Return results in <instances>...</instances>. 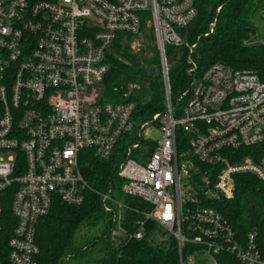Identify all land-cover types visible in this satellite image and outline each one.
I'll return each mask as SVG.
<instances>
[{
  "label": "built area",
  "instance_id": "2783aa9c",
  "mask_svg": "<svg viewBox=\"0 0 264 264\" xmlns=\"http://www.w3.org/2000/svg\"><path fill=\"white\" fill-rule=\"evenodd\" d=\"M195 1L0 0V194L14 188V224L5 239L0 206V264H38L39 221L56 200L84 202L89 186L80 158L86 151L102 160L121 155V194L151 205L127 233L122 198L111 189L97 192L112 215L114 246L142 239L152 220L149 240L158 242L160 230L163 239L173 236L179 264L196 255L219 264V254L264 264L256 233L241 238L217 208L234 197L237 176L264 183V80L212 63L192 77L179 109L166 93L164 112L142 123L131 102L103 98L112 44L119 35L139 36L149 21L169 90L165 47L184 44L180 30L195 18ZM188 62L194 71L195 62ZM149 126L160 138L144 136ZM186 243L195 250L183 257Z\"/></svg>",
  "mask_w": 264,
  "mask_h": 264
},
{
  "label": "trees",
  "instance_id": "16d2710c",
  "mask_svg": "<svg viewBox=\"0 0 264 264\" xmlns=\"http://www.w3.org/2000/svg\"><path fill=\"white\" fill-rule=\"evenodd\" d=\"M195 8L193 21L180 30L184 44L165 47L169 97L172 106L178 104V109L182 104L178 97L189 88L192 77L212 63L221 62L233 69L249 70L264 80V44L249 42L258 34L253 21L264 14V0H196ZM141 33L142 44L137 52L129 49L127 41L132 39L131 36L117 37L106 55L108 70L103 81V98L111 102H131L138 123L163 113L166 104L153 25L148 27L144 23ZM192 44L195 47L189 53ZM188 57L196 64L194 71H189ZM151 68L155 70L152 74ZM152 149L150 143L148 153ZM121 159V155L115 154L107 160L99 159L89 151L82 154L80 169L89 186L84 202L72 206L56 200L49 214L39 221L36 229L38 264H64L71 258L76 264H179L177 241L173 236L160 242L149 240L156 228L152 220L146 221L144 236L140 240L131 238L114 246L108 238L112 215L104 211L97 192L111 189L122 198L128 207L123 214L127 233L135 230L140 212L151 209L149 203L121 194V179L117 175ZM13 192L14 188L10 187L0 194L3 239L14 224L10 211ZM217 208L230 220L241 238L250 232L256 233V241L264 256V183L253 175L237 176L234 197L220 201ZM84 226L94 230L82 234L79 230ZM194 250L195 247L186 243L183 257ZM216 260L219 264H240L225 254L217 255Z\"/></svg>",
  "mask_w": 264,
  "mask_h": 264
},
{
  "label": "rangeland",
  "instance_id": "374dc122",
  "mask_svg": "<svg viewBox=\"0 0 264 264\" xmlns=\"http://www.w3.org/2000/svg\"><path fill=\"white\" fill-rule=\"evenodd\" d=\"M255 27L257 28L258 34L255 37H252L249 42L257 43L261 42L264 44V14L261 17H257L253 21ZM148 27L152 25L151 21H149L146 24ZM143 39V34L141 33L139 36L130 39L128 42L129 49L133 52H137L140 49L141 42ZM143 134L146 137L151 138L152 140H157L160 138V131L155 126H149L145 130H143ZM94 229L88 228L87 226L81 227L79 232L82 234L90 233ZM164 233L163 231H158L155 234V240L160 242L163 240ZM86 257V256H85ZM64 264H76V260L74 258H71L64 262ZM86 264H90V262H87ZM185 264H213V261L205 255H196L193 256V259L191 261L186 260Z\"/></svg>",
  "mask_w": 264,
  "mask_h": 264
},
{
  "label": "water",
  "instance_id": "95a60500",
  "mask_svg": "<svg viewBox=\"0 0 264 264\" xmlns=\"http://www.w3.org/2000/svg\"><path fill=\"white\" fill-rule=\"evenodd\" d=\"M154 68H151V70H150V73L152 74V73H154ZM157 74H158V72H156ZM166 93H167V98H169V90L167 89V91H166Z\"/></svg>",
  "mask_w": 264,
  "mask_h": 264
}]
</instances>
